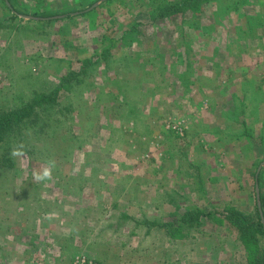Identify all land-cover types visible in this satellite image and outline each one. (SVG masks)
<instances>
[{"label":"rangeland","instance_id":"obj_1","mask_svg":"<svg viewBox=\"0 0 264 264\" xmlns=\"http://www.w3.org/2000/svg\"><path fill=\"white\" fill-rule=\"evenodd\" d=\"M90 1L0 0V114L32 110L0 143V264H249L220 215L264 195V0Z\"/></svg>","mask_w":264,"mask_h":264},{"label":"trees","instance_id":"obj_2","mask_svg":"<svg viewBox=\"0 0 264 264\" xmlns=\"http://www.w3.org/2000/svg\"><path fill=\"white\" fill-rule=\"evenodd\" d=\"M4 5H7L8 2L11 6L13 3H18V0H2ZM96 1H90L89 4L91 7ZM185 4H182L184 6ZM89 7L76 9L75 11H68L62 15H56L55 12H47V13H34L40 19H51L55 18L60 20L66 19H74L81 16H86L89 10ZM179 7V6H177ZM19 10V9H18ZM172 13V11L158 10V15L152 17V21H156L158 19H162ZM39 19V20H40ZM36 99V100H34ZM53 97V101H54ZM51 101L50 97L40 96L32 99L33 104H44L49 103ZM39 106V105H38ZM42 106V105H40ZM29 107L33 108L34 105H30ZM43 107V106H42ZM31 109L26 110L24 108L22 110V114L17 111L2 113L0 114V143L4 139V135L9 132V128L11 126V122L19 117V120H22L26 115L30 113ZM32 111V110H31ZM262 172L257 174L256 178V186L258 181L261 180ZM260 207L255 206L254 213H243L237 208L233 207H225L222 211L223 213L220 217H224L225 220L233 227V229L237 233V238L242 244L249 264H264V250L262 249L261 245L264 243V224L262 223V218H264V195L260 193ZM212 215L210 212L205 213L200 210L188 211L185 216L182 218L184 223L189 224L191 228L199 226L201 217ZM221 217V218H222ZM220 219H218L219 221Z\"/></svg>","mask_w":264,"mask_h":264},{"label":"clouds","instance_id":"obj_3","mask_svg":"<svg viewBox=\"0 0 264 264\" xmlns=\"http://www.w3.org/2000/svg\"><path fill=\"white\" fill-rule=\"evenodd\" d=\"M24 147L25 145L23 143H20L17 146V149L11 152V155L14 157L24 156L25 153L22 151ZM54 169H55V161L54 160L47 161L41 170H37L33 172V180L37 183L52 181Z\"/></svg>","mask_w":264,"mask_h":264},{"label":"built area","instance_id":"obj_4","mask_svg":"<svg viewBox=\"0 0 264 264\" xmlns=\"http://www.w3.org/2000/svg\"><path fill=\"white\" fill-rule=\"evenodd\" d=\"M79 260H80V259H78V261H79ZM86 260H87V259H85V258H81V260H80L81 262L79 261L78 264H87ZM88 264H96V263L88 262Z\"/></svg>","mask_w":264,"mask_h":264},{"label":"water","instance_id":"obj_5","mask_svg":"<svg viewBox=\"0 0 264 264\" xmlns=\"http://www.w3.org/2000/svg\"><path fill=\"white\" fill-rule=\"evenodd\" d=\"M256 194H257V196H259V189H258V187L256 186ZM258 206L260 207V204H258ZM262 220H263V218H262ZM264 223V222H263Z\"/></svg>","mask_w":264,"mask_h":264},{"label":"crops","instance_id":"obj_6","mask_svg":"<svg viewBox=\"0 0 264 264\" xmlns=\"http://www.w3.org/2000/svg\"><path fill=\"white\" fill-rule=\"evenodd\" d=\"M183 115H184V113H183Z\"/></svg>","mask_w":264,"mask_h":264}]
</instances>
